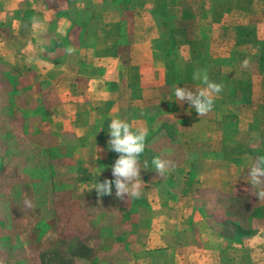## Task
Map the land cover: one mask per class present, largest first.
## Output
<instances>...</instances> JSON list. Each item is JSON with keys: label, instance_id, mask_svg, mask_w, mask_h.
Wrapping results in <instances>:
<instances>
[{"label": "crops", "instance_id": "obj_1", "mask_svg": "<svg viewBox=\"0 0 264 264\" xmlns=\"http://www.w3.org/2000/svg\"><path fill=\"white\" fill-rule=\"evenodd\" d=\"M92 1L116 5L82 33L73 14L61 21L59 4L0 0V13H11L0 14V72L27 78L25 108H34L46 90L55 93V106L43 123L59 142L62 163L68 162L64 177L74 179L81 193L114 179L111 167L119 154L108 147L111 120H126L133 131L146 128L145 150L138 157L142 192L160 187L151 163L159 156L175 164L166 179L177 197L170 201L175 209L170 224L137 227L141 251L129 255V264H169L157 263V257L171 264H242L246 248L256 257L250 264H264L258 260L264 258V216H254L264 201L254 195L258 186L247 181L256 161L247 149L248 139L257 135L250 129L255 117L264 128V20L244 8L257 0H165L167 24L149 13L154 0ZM138 5L140 19L133 12ZM33 17L43 30H33ZM70 46L76 49L73 55L65 52ZM245 59L250 64L242 68ZM205 70L223 91L213 110L199 117L187 102L176 100L175 88L199 90L204 85L194 74ZM13 135L17 143L23 141L22 134ZM13 154L0 149V160ZM211 167L215 173L226 168L223 185L205 184ZM34 169L0 165V264H51L50 249L35 244L38 225L52 212L51 196L36 190L42 183L51 193V172L44 165L37 181ZM25 199L32 208L25 207ZM85 200L95 212L79 235H89L91 244L72 253L88 260V252L114 251L122 233L121 205L114 185L112 195L92 192ZM244 214L251 220L248 235L239 234L235 224ZM52 234L47 228L38 236L44 241ZM152 236L158 237L157 245L151 246Z\"/></svg>", "mask_w": 264, "mask_h": 264}, {"label": "rangeland", "instance_id": "obj_2", "mask_svg": "<svg viewBox=\"0 0 264 264\" xmlns=\"http://www.w3.org/2000/svg\"><path fill=\"white\" fill-rule=\"evenodd\" d=\"M55 2L59 4L60 8H65L67 4V0H55ZM254 5L250 6L246 4L244 8H249L264 20V0H257ZM0 14L6 17L11 15V13L7 12ZM58 17L63 21V14L58 15ZM88 18L92 20V15L88 16ZM28 83L27 78L16 76L11 71L0 72V149L8 148L14 152L8 158L3 157L0 160V165L31 166L35 168V172L32 174L36 177L37 181L41 179L42 167L46 165L50 168L51 193L48 194L49 190L47 188L43 189L42 183L38 184L39 187L36 192L39 196H51L52 212L45 223L38 225L39 231L35 238V244L40 249L43 247L50 249L51 264H89L88 260L91 261V264H129V255L135 250L137 252L141 251L137 245V227L152 224V227L157 229L158 225L170 224L172 220V213H174L175 209L170 201H173L177 195L172 193L173 190L171 188L167 187L168 181L166 178H168V175L165 174L163 176L164 180H162L161 176L157 173L153 174V180H157L160 187L156 190L148 189L147 192H142V196L139 199L131 197L128 199L127 195H125L123 200L118 198L121 205V219L119 218L117 224L121 228L122 233L117 236L114 251L107 253L100 252L92 256L89 252H86L88 260L86 258H77V255L74 254L77 248L81 244H85L87 247L91 244V237L89 235L86 236V234L85 236H81L79 235V231L80 228H83L82 225L87 223V217L95 212L87 205L85 198L86 196H90L92 192L96 193V191L95 189H82L83 192L81 193L75 189L74 179L64 177L65 171H62V169L67 167L68 162L64 161L62 163L58 148L59 142L55 136L47 133L45 129L47 126L43 123L50 115V107L55 106L56 95L51 90H46L34 108H25L23 107V101L27 98L23 89H27ZM15 118H19L20 120L15 123L11 122ZM13 134H22L23 141L17 143ZM211 164L212 166L214 165V163ZM211 168H209V171L213 172L209 174V171H207L205 184L209 186H215L216 184L223 185L228 180L227 175L229 173L226 171V168L222 167V170L218 169L219 171L217 170L216 173L214 168ZM179 178L177 176L174 181V186L176 187L179 186L178 184L181 180ZM244 201H247V198H244ZM78 202L81 203L77 206ZM147 202H150L151 205ZM234 207H230V214L233 218L237 215ZM152 219L156 220L153 222ZM214 223L217 226L221 224L219 220L217 222L214 221ZM235 224L240 227L239 229L244 232V235H248L251 232V220L247 218V214H244L243 219L238 220ZM47 228H51L53 234L50 238L43 241L42 236L39 237L38 235ZM157 238L156 236H152L149 239L151 243L153 242L151 246L158 244ZM243 238L245 240V236ZM248 250L246 248L241 254L242 264H250L252 260L256 259L253 256L254 254L249 253ZM258 260L261 263L264 262V258L262 259V257H259ZM156 261L157 263L166 261L169 264L173 262L170 259L165 260L163 257H157Z\"/></svg>", "mask_w": 264, "mask_h": 264}, {"label": "clouds", "instance_id": "obj_3", "mask_svg": "<svg viewBox=\"0 0 264 264\" xmlns=\"http://www.w3.org/2000/svg\"><path fill=\"white\" fill-rule=\"evenodd\" d=\"M31 26L37 32L43 30L44 27L37 17L32 18ZM65 52L67 55H73L76 49L70 46L65 49ZM33 58L29 57L30 60ZM249 64L250 61L245 59L242 61L241 67L247 68ZM194 78L200 80L204 87L193 91L187 87L177 86L175 97L181 103L187 102L190 107L195 109L199 117L206 116L213 110L214 100L223 91V85L211 81L206 70L196 72ZM108 133L110 136L108 140L109 149L119 154L111 167L114 179L97 182L91 190L95 189L97 196L103 197L112 195L114 185L117 198L123 200L127 195L128 199L129 197L139 199L142 196V183L138 157L145 150L147 129L141 127L133 131L129 122L116 118L111 120ZM151 163L155 168V172L161 177L175 168L174 162L162 159L159 156L154 157ZM147 166V161H145L144 167L147 168ZM249 170L247 181L250 182L252 187L258 186L254 195L258 197L259 201H264V156L258 157ZM24 204L27 208L33 207L29 199H25Z\"/></svg>", "mask_w": 264, "mask_h": 264}, {"label": "trees", "instance_id": "obj_4", "mask_svg": "<svg viewBox=\"0 0 264 264\" xmlns=\"http://www.w3.org/2000/svg\"><path fill=\"white\" fill-rule=\"evenodd\" d=\"M46 4L47 6H54L57 4L55 0H39ZM154 7L150 10V14L153 17H157L160 19V21L163 22V24H167L170 20V17H168L167 9L165 5V0H154L153 1ZM116 4H109V3H94L92 0H67V4L64 7H62L57 15L63 14L64 17H68V15L73 14L76 19V25L79 26L80 32L84 33V31L91 26V24L95 21L96 17L103 11L113 7ZM140 5H138L139 7ZM137 7V6H136ZM141 7H139L138 10L133 9V12H135L136 18L140 19ZM143 11V10H142ZM92 15V20H89L88 16ZM134 15V14H133ZM152 29L147 28L146 32L150 33ZM258 117L254 118L253 125H251L250 129L257 134L256 137H251L248 139L247 142V149L248 152L251 155H255L256 159L260 156H264V128L263 124H261L262 121H260ZM254 216L256 217H263L264 216V208H258L256 209V212L254 213ZM239 234L242 232V230L238 229ZM244 234V232H242Z\"/></svg>", "mask_w": 264, "mask_h": 264}]
</instances>
